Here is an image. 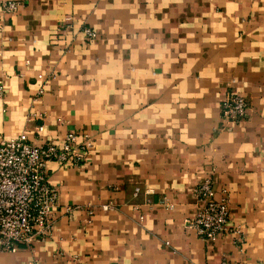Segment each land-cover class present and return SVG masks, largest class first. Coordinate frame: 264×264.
Listing matches in <instances>:
<instances>
[{
  "label": "crops",
  "instance_id": "0c3cea01",
  "mask_svg": "<svg viewBox=\"0 0 264 264\" xmlns=\"http://www.w3.org/2000/svg\"><path fill=\"white\" fill-rule=\"evenodd\" d=\"M19 1L14 11H3L0 4L3 17L0 30L12 29L4 33L9 47L5 48L0 42V50L18 49L21 37L26 44L36 37L43 39L42 32L53 26L58 29L56 39L59 40L67 32L75 31L76 21L83 19L81 33H84V25L95 29L97 23L105 25V30L96 31L94 37L85 36L83 42L73 37L72 44L62 50L71 59L78 45L90 47L95 41L101 47L94 58H103L102 42L113 38L107 33V27L119 21L122 31L114 37L117 43L122 44L121 36L127 33L133 47L141 49L138 64L127 67L147 68L148 61L155 60L159 54L165 60L174 61L164 79L181 77L164 87L151 102L172 103L173 96L179 92L177 85L182 83H186L187 92L193 95L172 104L176 109L172 118L167 122L159 121L162 127L150 129L153 138L143 146L147 155L144 163L137 164L135 169L115 159L105 163L104 157L111 159L110 154L95 149L101 131L99 124L92 123L90 117L77 119L76 110L72 108L71 116L63 124L62 135L73 129L78 139L83 134L89 136L92 143L88 152L75 164L47 159L48 181L58 190V202L52 208V228L47 234L36 232L28 244L0 249V264H264V54L245 56L235 67L224 63L226 57L237 59L247 51L264 53V49L252 47L260 42L262 34L258 29L264 28V11L252 8L257 0H242L240 25L243 27L229 21L227 32L216 33L223 38L220 40L211 39L214 30L210 26L207 30L202 26L179 27L192 25L202 17L211 7L209 0H182L170 5L163 13L156 14L157 21H164L165 15L168 17L160 28H137L131 24L140 15L150 17L147 0H139L137 13L129 8L114 7L101 19H97L96 10L116 4V0H70V4L69 0ZM121 2L135 5L136 0ZM159 2L157 0L156 6ZM93 4L95 8L91 12L81 7L79 12L62 13L65 19H49L46 25L41 23L44 16L61 15L58 8ZM259 9H264V0H259ZM217 10L224 11V8L218 6ZM211 22L207 17L202 20V24ZM18 25L26 26L27 32H18ZM172 28L179 31L173 32ZM142 37L156 43L145 47ZM182 40L187 43L182 44ZM148 48L156 51L150 52ZM49 50L55 55L61 46L50 43ZM129 55V52L124 53L125 60ZM156 65L154 72L164 73L165 65L160 60H156ZM221 67L223 73L219 71ZM212 69L219 77L218 82L210 76L202 77V73ZM16 71L20 73L18 67ZM48 80H52V93L41 91L32 99L42 98L46 104L57 107L58 83L51 73L46 83ZM145 85L154 88L156 82L149 79ZM24 88L28 91L27 82ZM231 89L245 94L248 105L245 116L226 127L221 125L220 99ZM89 99L81 93L77 98L78 106ZM109 102L124 107L119 97H112ZM4 109L7 125L11 109L7 104ZM36 123L43 125L44 121ZM112 135L115 136V129ZM11 136L15 135L2 133L0 140ZM27 139L40 140L39 134ZM205 175L213 177L217 194L221 186L228 193L227 230L213 239L201 238L188 225L198 202L194 187ZM87 208L92 212L88 213ZM235 225L240 231L232 230ZM63 242L76 244L75 250H66ZM51 244H55V248L49 247Z\"/></svg>",
  "mask_w": 264,
  "mask_h": 264
},
{
  "label": "clouds",
  "instance_id": "9594fccd",
  "mask_svg": "<svg viewBox=\"0 0 264 264\" xmlns=\"http://www.w3.org/2000/svg\"><path fill=\"white\" fill-rule=\"evenodd\" d=\"M209 2L211 7L205 10L202 17L197 18L194 24H181L179 27L202 26L207 30L210 26L214 30L212 40L223 39L216 33L227 32L226 25L229 21L243 27L240 25L242 0H209ZM174 3H182V0H160L158 6H156L157 0H147L150 17L140 15L138 19H133L131 24L137 28L163 27V23L168 21L167 15H165L164 21H157L156 14L163 13L164 9ZM218 6L224 8V11H218ZM81 7H84L87 12H91L95 5L58 8L57 11L61 15L44 16L41 23L46 25L49 19H65L62 13L79 12ZM114 7L129 8L132 13H137L139 0H136L135 5L123 4L121 0H116V4L96 10L97 19H101L108 9ZM252 8L253 11H264V9H259V0L252 5ZM204 17L212 21L210 25L202 24ZM2 18L0 16V19ZM13 19L16 18L13 17ZM83 23V19L77 20L75 31L67 32L59 40L56 39L58 29L53 26L50 30L42 32L43 39L36 37L33 42L26 44L24 38L21 37L18 49L0 50V90L7 94L0 96V134L27 135L33 138L39 134L38 143L43 144L51 140L63 147V124L71 116L72 108H75L77 119L90 117L92 123L99 124L101 131L95 149L96 152L110 154L111 159L109 156L104 157L105 163H110L112 159H115L135 169L137 164L144 163L147 151L143 146L153 138L150 129L154 126L162 127L163 125L158 122L169 121L176 111L172 104L179 103L181 99L193 94L188 93L186 83H182L177 85L179 92L173 96L172 103L160 105L151 102L152 97L158 96L164 87L171 85L181 77L173 76L170 80L164 79L170 64L174 61L165 60L159 54L155 60L148 61L149 67L147 68L127 67L138 64V55L141 49L133 47L127 33L121 36L123 43H117L114 37L122 31L119 21L114 26L107 27V33L113 38L108 39L106 43L102 42L104 43L103 58H94V53H98L101 46L93 41L90 47L78 45L74 50V58L70 59L62 48L71 45L73 37H77L81 42L84 41L86 33L80 32ZM105 27L99 23L95 25L97 32H103ZM11 31L12 29L8 27L0 30V42L5 48L9 47V41L4 38V33ZM17 31L27 32V27L18 25ZM171 31L178 32L179 28H172ZM258 31L262 34L260 42L252 47L258 46L264 49V28H260ZM191 35L190 33L189 36L191 37ZM142 39L146 41L145 47L147 44L156 43L155 40H148L147 37H142ZM50 43L61 46V50L53 55L49 50ZM181 43H187V41L182 40ZM189 47L191 48V46ZM147 50L156 51L151 48ZM125 52L130 53L128 60H125ZM261 54L264 53L247 51L237 59L226 57L224 63L229 67H235L238 60H242L245 56ZM45 57H51V59L46 61ZM156 60H160L165 65L164 73L159 75L154 72V68L157 66ZM17 67L20 69L19 74L16 71ZM219 71L223 73L224 68L221 67ZM50 73L55 76L58 83L56 97L59 104L57 107H53L51 103L46 104L42 98L32 99L41 91L44 94L52 93V80H48L46 83V78ZM203 76H210L215 81H219L215 69L202 73ZM32 79H35L36 82L31 83ZM149 79L156 82V87L149 88L145 85V81ZM77 80L79 82H76ZM26 82L28 91H25L24 88ZM81 93L86 94L90 99L78 106L77 98ZM112 97H119L120 101L124 103V107H120L119 104H111L109 101ZM5 104L11 109L7 125L4 121ZM180 106L184 107L182 104ZM37 120H43V125H37ZM113 129H115V136L112 135ZM63 246L69 251H74L76 248V244L70 245L68 242H63ZM49 247L55 248V244H51Z\"/></svg>",
  "mask_w": 264,
  "mask_h": 264
},
{
  "label": "built area",
  "instance_id": "2783aa9c",
  "mask_svg": "<svg viewBox=\"0 0 264 264\" xmlns=\"http://www.w3.org/2000/svg\"><path fill=\"white\" fill-rule=\"evenodd\" d=\"M19 0H1L3 11H14ZM86 37H94L96 30L84 25ZM3 91L0 90V94ZM248 98L231 89L220 99L222 126L229 127L246 114ZM42 126V124H40ZM78 141H80L78 143ZM63 147L51 140L38 143L26 135H15L0 140V249H15L28 244L36 232L47 234L52 228V208L58 202L57 187L48 181L46 161L50 158L68 163L82 160L91 145V138L73 129L64 133ZM135 186V190H138ZM217 187L210 175L202 177L195 185L198 199L188 225L204 239H213L227 230L230 217L228 193ZM88 213L92 212L87 208ZM232 230L240 231L238 225Z\"/></svg>",
  "mask_w": 264,
  "mask_h": 264
}]
</instances>
